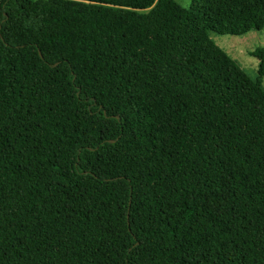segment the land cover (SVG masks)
<instances>
[{"label": "trees", "instance_id": "16d2710c", "mask_svg": "<svg viewBox=\"0 0 264 264\" xmlns=\"http://www.w3.org/2000/svg\"><path fill=\"white\" fill-rule=\"evenodd\" d=\"M264 0H0V264H264Z\"/></svg>", "mask_w": 264, "mask_h": 264}, {"label": "rangeland", "instance_id": "374dc122", "mask_svg": "<svg viewBox=\"0 0 264 264\" xmlns=\"http://www.w3.org/2000/svg\"><path fill=\"white\" fill-rule=\"evenodd\" d=\"M175 1L185 8H189L191 5V0ZM209 37L218 47L229 55L239 68L250 78H256L259 60L250 56L248 52L259 47H264V27L261 30L253 29L241 35L219 34L209 31ZM262 85L264 87V76L262 77Z\"/></svg>", "mask_w": 264, "mask_h": 264}]
</instances>
